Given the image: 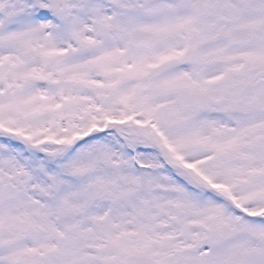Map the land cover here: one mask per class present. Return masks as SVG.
I'll return each instance as SVG.
<instances>
[{
    "label": "snow or ice",
    "instance_id": "1",
    "mask_svg": "<svg viewBox=\"0 0 264 264\" xmlns=\"http://www.w3.org/2000/svg\"><path fill=\"white\" fill-rule=\"evenodd\" d=\"M0 264H264V0H0Z\"/></svg>",
    "mask_w": 264,
    "mask_h": 264
}]
</instances>
